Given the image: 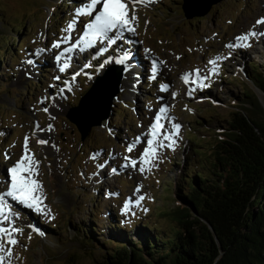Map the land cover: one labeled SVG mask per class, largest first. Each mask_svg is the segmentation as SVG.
I'll return each mask as SVG.
<instances>
[{"label":"rangeland","instance_id":"rangeland-1","mask_svg":"<svg viewBox=\"0 0 264 264\" xmlns=\"http://www.w3.org/2000/svg\"><path fill=\"white\" fill-rule=\"evenodd\" d=\"M182 4L183 0L138 4L134 32L125 33L108 53L94 57L92 50L78 51L70 68L61 73L50 54L66 45L60 49L52 45L68 34L67 26L82 0H0V37L7 34L9 49L14 43L18 48V40L25 43L16 51V61L11 51L4 52L0 61V191L9 180L6 170L24 155L28 137V154L39 162L34 178L41 184L38 194L44 209L36 212L12 202L13 225L20 231L15 234L18 243L12 246L13 254L4 264L9 260L10 264H96L112 247L102 243L113 242L110 234L116 226L136 238L134 224L141 226L146 221L169 230L173 223L161 212L174 205L181 175L177 168L184 166L187 158L191 162L190 149L204 152L217 134L225 132L231 112L239 106L242 89L258 95L264 112V94L246 77L250 62L264 69V36L250 37L247 47H228L249 31L264 32V25L256 24L264 17V0H223L207 15L191 18L184 14ZM90 19L87 15L76 17L73 41ZM14 24H23V30L17 32ZM15 35L19 39L14 41ZM0 44L5 45L1 38ZM103 46L98 42L97 51ZM125 54L138 68L128 69V77V63L114 62ZM108 56L112 62L99 68ZM153 63L157 67L155 79L151 78ZM85 64L91 67L84 68ZM115 64L123 67L124 77L112 115L94 126L83 140L67 114L97 77ZM197 69L202 76H209L204 81L207 87L185 83L184 75L192 73L195 79ZM77 72L80 75L73 81ZM165 85L167 91L163 90ZM162 107L167 112L161 120L164 127L157 145L170 143L163 140V134L174 132L173 125L179 124L176 143L172 148L157 147L149 170L141 172L139 163L131 167L125 157L139 160L146 141L141 140L142 145H136L131 153L127 147L150 131ZM39 140L48 143L40 144ZM48 224L58 228L51 231ZM79 225L97 226L94 253L84 251L76 239Z\"/></svg>","mask_w":264,"mask_h":264},{"label":"trees","instance_id":"trees-1","mask_svg":"<svg viewBox=\"0 0 264 264\" xmlns=\"http://www.w3.org/2000/svg\"><path fill=\"white\" fill-rule=\"evenodd\" d=\"M14 26L19 33L24 28ZM6 35L0 37L5 44H0V61L8 51L16 61V51L25 43L15 35L20 45L9 49ZM246 71L264 94V69L250 62ZM241 93L225 132L204 152L190 149L191 162L187 158L184 166L178 164L174 205L161 212L173 223L171 228L148 221L134 224L136 238L116 226L110 234L113 242L102 243L112 247L96 264H264V112L255 92ZM84 227H77L75 237L84 251L94 253L97 226ZM48 228L55 231L58 226Z\"/></svg>","mask_w":264,"mask_h":264},{"label":"snow or ice","instance_id":"snow-or-ice-1","mask_svg":"<svg viewBox=\"0 0 264 264\" xmlns=\"http://www.w3.org/2000/svg\"><path fill=\"white\" fill-rule=\"evenodd\" d=\"M152 0H82V6H78L75 11V17L68 24L66 34L62 39L57 40L52 47L55 49H60L61 45H68L62 48V50L55 56V60L58 63H61L59 71L61 73L67 71L70 68V61L73 59L71 55L75 50L80 52H85L88 49H93L96 47L97 43L104 45L100 47L95 55L108 53L109 49L113 46H117L118 42L122 40L125 32H134L135 27L133 21L137 20L136 15V6L138 4L151 3ZM129 5L132 7L130 8ZM87 15L91 17L88 22L83 25V32L79 35L74 42L73 36L71 35L72 30L77 27L76 17ZM258 25H264V17L256 21ZM264 36V32L249 31L241 36L236 37L238 43L229 44L230 48H243L250 46L247 44V41L250 37ZM39 51H44L43 49ZM127 58L121 56L116 59L114 62L123 65ZM220 59V57H217ZM112 62V57L108 56L104 63L99 65V68H103L105 64ZM209 63L215 64V61H209ZM91 67L90 64H85L84 68ZM218 69H214L217 71ZM157 72V67L155 63L151 67L152 79H155V73ZM87 75V73H85ZM80 73H74L72 80L75 81L76 77ZM195 79L192 78V73H186L184 75L185 83H194L198 87H207L204 83L205 80L209 79V76H202L199 69L195 70ZM91 78V77H90ZM55 79L59 80L60 77L57 76ZM66 87L71 90L70 85L66 83ZM163 90L167 91V86H163ZM63 92V89H61ZM175 95V94H173ZM191 95V92H189ZM47 111V108L44 109ZM167 112L166 107H162L155 116V122L150 126V133L146 140L147 147L144 148L139 160L131 159L130 157H125L126 161L130 162L131 167H136L137 164H140L139 171L144 172L149 170L147 166L152 165L154 158L157 156V147H169L172 148L175 146L176 140L174 137L178 135L180 125L174 124V132L163 134L164 141H170L168 144H164L162 141L157 145V138L162 135L161 129L164 127L161 124V120ZM51 128V125L49 126ZM141 142L140 137H136L135 140L128 145L127 151L131 153L136 145ZM38 143L46 144L48 141L39 140ZM29 144V138H25L24 155L17 160L13 166L6 170V174L9 177V182L7 184L6 190L0 191V264H4L6 258H10L13 254L12 246H15L18 243V240L15 238V234L20 230L15 228L13 225V203L23 205L29 209H32L36 212H43L44 209L42 205V197L38 194L41 188L40 181L34 177L38 175V161H35L34 156L29 155L27 148ZM128 166V165H122ZM101 168L104 167L103 164L100 165ZM115 173L117 170L112 169ZM2 182V181H0ZM140 199H143L141 197ZM11 201V202H10ZM125 211H127V204L125 205ZM15 215H19L16 213ZM7 246V247H6ZM10 264V260H9Z\"/></svg>","mask_w":264,"mask_h":264},{"label":"water","instance_id":"water-1","mask_svg":"<svg viewBox=\"0 0 264 264\" xmlns=\"http://www.w3.org/2000/svg\"><path fill=\"white\" fill-rule=\"evenodd\" d=\"M221 1L223 0H183L182 9L187 18L205 16L211 11L215 4ZM196 6H200L202 10H194ZM120 74L121 71L119 73L118 67L110 66L103 76L97 77L90 88L81 96L78 104L72 106L69 110L67 118L77 126L83 140L90 134L94 126L101 125L112 115L114 98L120 92V81L122 78V74ZM109 85L111 87L108 92H104ZM95 97L103 98L104 103L101 106L102 110L89 118L87 110L94 108L93 105V107L91 106V102L94 101Z\"/></svg>","mask_w":264,"mask_h":264},{"label":"bare ground","instance_id":"bare-ground-1","mask_svg":"<svg viewBox=\"0 0 264 264\" xmlns=\"http://www.w3.org/2000/svg\"><path fill=\"white\" fill-rule=\"evenodd\" d=\"M83 32V29H80L79 31H78V33H82ZM78 33L76 34V35H78ZM125 33H128L127 31L125 32ZM74 35H75V33H74ZM75 41V40H74ZM74 41H72V42H74ZM98 44V43H97ZM66 46H68V45H66ZM65 47V46H64ZM96 47H97V45H96ZM93 48V49H88V50H92V52L93 53H96L97 52V48ZM79 50L77 49V50H75L71 55L73 56V57H75L76 56V54H77V52H78ZM87 51V50H86ZM60 52V51H59ZM59 52H56L54 55H53V53H51L50 54V58H53L54 59V57L53 56H56L57 54H59ZM120 57V56H119ZM128 59V55H127V58H126V62L128 63L127 65H128V68H126V73H127V77H128V69L130 70V68L131 69H133L134 67H136V69H138L137 68V66H136V64H135V62L134 61H130V60H127ZM52 61V60H51ZM131 62L133 63V64H131ZM62 63V62H61ZM61 63H58L57 64V67H60L61 66ZM125 64V63H124ZM161 65V64H160ZM159 65V66H160ZM52 67V66H51ZM113 67H118L119 68V73H120V71H121V76H122V78L124 77V74H123V72H124V69H123V67L122 66H120V65H118V64H115ZM53 69V68H52ZM47 71H49V70H47ZM133 71H135V69H133ZM70 75H71V73H69ZM107 75V74H106ZM110 76V75H109ZM105 77V76H104ZM108 78V77H107ZM122 78H121V81H122ZM121 81H120V83H121ZM126 81H129V80H126ZM123 85L125 86V84H124V82H123ZM110 85L106 88V91H104V92H108V90L110 89ZM101 97V96H100ZM97 98V97H95V99H94V101L93 102H91V106L93 105L94 106V108H91L90 110H87V115H88V117L90 118V117H93L97 112H99L100 110H102V105H103V103H104V100H103V98L101 99V98ZM92 106V107H93ZM57 107H58V109H59V105H57ZM149 133H150V131L149 132H146V133H144V134H141V140H147L150 136H149ZM147 137V138H146ZM139 145H142V143H139ZM115 153V152H114ZM8 180V179H7ZM8 182H9V180L7 181V184H8ZM4 190H6V189H4ZM3 190V191H4Z\"/></svg>","mask_w":264,"mask_h":264}]
</instances>
